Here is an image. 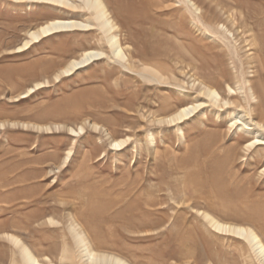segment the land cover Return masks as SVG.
I'll list each match as a JSON object with an SVG mask.
<instances>
[{
    "label": "rangeland",
    "instance_id": "1",
    "mask_svg": "<svg viewBox=\"0 0 264 264\" xmlns=\"http://www.w3.org/2000/svg\"><path fill=\"white\" fill-rule=\"evenodd\" d=\"M105 1L128 62L103 56L55 80L82 49L110 52L99 30L55 33L18 51L27 29L79 14L0 0V264L18 257L5 233L60 264L70 223L133 264H261L202 212L264 241L263 145L243 151L249 138L209 108L202 121L178 122L182 135L154 121L191 101L183 92L196 77L242 85L264 124V0H191L197 10L187 0ZM148 68L164 78L150 79Z\"/></svg>",
    "mask_w": 264,
    "mask_h": 264
},
{
    "label": "bare ground",
    "instance_id": "2",
    "mask_svg": "<svg viewBox=\"0 0 264 264\" xmlns=\"http://www.w3.org/2000/svg\"><path fill=\"white\" fill-rule=\"evenodd\" d=\"M10 1L21 5L25 4L27 7L36 3L49 4L54 7H64L73 11H77L79 16H81V19L78 15H70L69 17L65 18H52L33 28L27 29L24 39L18 46V51L28 47L35 41L41 40L43 37H47L55 33L80 29L87 30L94 27L99 30L98 34L100 33V38H98V40L100 39L108 45L110 51L109 53H107V51H105L103 48L82 49L76 56L69 58L64 66L54 74L53 77L55 80H58V78L62 75L71 74L77 69H80L103 56H107L112 59L116 58L120 62H128L129 58L126 53V46L124 47L122 45L117 34L119 26L112 17V14L105 0ZM187 1L195 10L199 8L193 1ZM148 69L151 73H147V77L149 76L150 79L153 78L157 81L164 78L163 73L154 70L153 68ZM247 82L248 89L250 91L249 97H255V89L252 87L249 79H247ZM41 85L42 82H37L34 84V86L29 87L26 92L30 93L36 87H39ZM189 86L191 87V89L193 88V90H191V92H183L185 94L183 96H190L191 101L187 103L185 102V104L180 105L176 110L165 117L161 116L162 118L158 119H156L155 117L154 120L156 119V121L154 122H157V124L168 123L171 125H178V122L185 119L188 120L187 118H190L192 116L202 121V119L207 118V108H209V112L212 113L214 121L221 122L224 118H226L229 126L231 128L234 127V132L239 131L238 133H240V139H247L245 137L249 138L245 141L246 143L242 147L243 151H249L253 146L259 144H262L264 149V124L254 121L252 116V110L254 108L252 109V106L249 104L248 96L243 93L242 85H239V83L237 82L235 86L227 83L226 89L224 88V90L222 87L220 88L219 86L208 85L204 81L198 80V78L194 77ZM178 87L182 86L179 84ZM181 90L183 91V89ZM69 130L71 132H77V130L82 131L83 127L80 125L78 129L70 128ZM176 130H179L178 132L181 133V135L183 134V130L181 127H179V125ZM149 137L152 141V134H150ZM126 141L127 138L113 139L111 141V145L119 147ZM69 152L70 151H68L67 155L69 154ZM257 158L258 156L254 157L255 160ZM202 214L203 217L209 222V224H211L215 229L219 231L229 232L242 237L252 249L257 260L261 264H264V241L252 227L239 223H229L221 221L207 212H202ZM48 221L51 222L52 218L49 217ZM69 231V233H71V242L65 241L62 244L61 255L59 258L60 264H133L128 259L119 254L106 250H99L98 248H96L90 236L77 223H70ZM4 237L7 238L12 243V245L16 246L18 249V257L12 258L10 264H54L48 257L43 258L44 261L46 260L45 262H43V259L38 258L34 254L35 252H33L31 248L21 240L20 237L15 236L11 233H5Z\"/></svg>",
    "mask_w": 264,
    "mask_h": 264
},
{
    "label": "clouds",
    "instance_id": "3",
    "mask_svg": "<svg viewBox=\"0 0 264 264\" xmlns=\"http://www.w3.org/2000/svg\"><path fill=\"white\" fill-rule=\"evenodd\" d=\"M151 142L154 143V140H152Z\"/></svg>",
    "mask_w": 264,
    "mask_h": 264
}]
</instances>
